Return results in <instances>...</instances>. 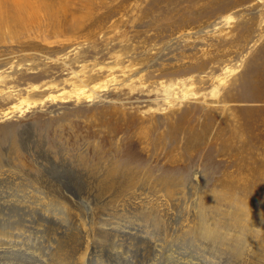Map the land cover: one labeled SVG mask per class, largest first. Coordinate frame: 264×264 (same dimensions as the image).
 <instances>
[{
	"label": "rangeland",
	"instance_id": "rangeland-1",
	"mask_svg": "<svg viewBox=\"0 0 264 264\" xmlns=\"http://www.w3.org/2000/svg\"><path fill=\"white\" fill-rule=\"evenodd\" d=\"M15 1L0 0V203H25L17 221L64 195L58 238L75 245L121 235L125 214L142 225L121 188H176L154 236L206 221L236 238L207 243L208 264H264V0Z\"/></svg>",
	"mask_w": 264,
	"mask_h": 264
},
{
	"label": "bare ground",
	"instance_id": "bare-ground-1",
	"mask_svg": "<svg viewBox=\"0 0 264 264\" xmlns=\"http://www.w3.org/2000/svg\"><path fill=\"white\" fill-rule=\"evenodd\" d=\"M55 98H57V96ZM88 98H91V96H89ZM13 150L15 153L18 151L16 144L14 145ZM131 186L133 185L131 184ZM164 189H165L164 194L166 195L165 198L167 197L168 200L174 201L173 198H176L177 196L175 192L176 188L167 187ZM137 190L136 188H121V191L123 193L130 194V196L128 195L129 198H126L127 200L125 204L132 203L138 207L144 204L148 206L150 210L149 212L151 213L147 215L143 214L146 215L145 217L142 215V217H144L142 221V225L141 224L135 225L134 224L135 220L133 221L134 223L123 222L122 218H128L125 217L126 216L125 214V216L122 217L120 220H118V222L116 223H112L113 219H111L110 221L113 225H116L117 230H119V233H121V235H116L110 232H109L110 234L100 233L97 231L98 230L97 228H92L91 240L90 239L86 240L83 243L80 242L81 241L80 240L78 244L75 243V245L69 242L68 244H65V246L60 245V240L58 238V235L61 236L66 221L71 217V215L72 216L74 215L71 213L73 208H69V205L64 195L63 196L54 195L52 197L53 200L48 199L47 202L43 201V198H40L41 200L40 199L39 200L41 203L39 204L42 205L38 207H32L29 205L24 206L23 210L25 214L27 212H31L29 216H31L32 214L33 215L39 214L40 217H42V219L40 217L39 218L29 217L30 219L29 218L24 219L23 222L22 221L20 222V220L17 221L18 218L17 205H21L22 207V205H24L25 203L24 204L18 203L12 200H8L7 201L8 203L1 202L0 203V264H208L206 254L209 248L207 243H210L212 246H214L212 239H216V241L218 239L222 241L235 239L236 241V238H234L232 234L229 233V231L227 232V234L224 230L223 231L225 232V234L222 232H218L220 231V229L217 228L216 225L214 226L209 225V222L206 223V221L199 224L197 223L198 225L196 224V227L198 226V231L192 229L193 231H190L189 233L184 232L185 234L182 233L177 236H171V235H166L163 237L162 236L159 237V235L154 236L148 228L151 227L157 230L156 226L161 224L163 222L164 217H166L159 215H163L165 213L171 216L172 214L170 212L171 206L169 205L168 201L166 202L167 199L162 200L161 199L162 197L161 198L158 197L159 189L158 190L156 188L153 189L151 195L155 199H151V200H145L144 198H141L140 195L138 196V194L136 193ZM30 204L34 205V203H30ZM117 207L121 209L128 208V206L124 204L123 205L120 204ZM41 209L44 210L43 211L44 213H42ZM125 211L127 212V210ZM249 214L250 213H248V215ZM257 217L258 219L255 220L256 222L252 221L251 224L257 225L259 223H264L263 212L258 214ZM108 218L110 219V217ZM36 219L39 221V223H37ZM107 220H103V221H107ZM202 220L204 219L202 218ZM232 221L234 223L236 222L238 224H241L240 227L242 228L247 227V225L250 224L249 222L244 221L241 218V216L239 217L238 221H235V219H233ZM41 222L45 223L44 224L45 228L47 230L49 229L53 235V237L48 236L45 239L46 242L40 241L39 236L37 237L35 234H33L34 232L36 233V231H34L35 223L40 224ZM224 223L226 225H230L227 221ZM96 225L98 226V224ZM143 225L146 226L147 228H145ZM254 225H251V228H253ZM107 226L108 224L104 225L105 229ZM190 226L191 225H189V227ZM37 233H42V232L41 230L37 229ZM195 233H197L200 236L199 237L194 236ZM202 234L206 237V239H208L205 243H204L205 239H203ZM185 243L189 245L187 246L188 248L185 246ZM238 251L242 252V248L240 247ZM244 252H246V249Z\"/></svg>",
	"mask_w": 264,
	"mask_h": 264
}]
</instances>
